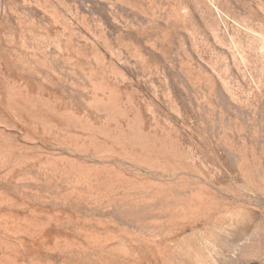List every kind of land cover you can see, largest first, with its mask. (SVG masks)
I'll list each match as a JSON object with an SVG mask.
<instances>
[{"label":"rangeland","instance_id":"obj_1","mask_svg":"<svg viewBox=\"0 0 264 264\" xmlns=\"http://www.w3.org/2000/svg\"><path fill=\"white\" fill-rule=\"evenodd\" d=\"M0 5V264H264V0Z\"/></svg>","mask_w":264,"mask_h":264},{"label":"crops","instance_id":"obj_2","mask_svg":"<svg viewBox=\"0 0 264 264\" xmlns=\"http://www.w3.org/2000/svg\"><path fill=\"white\" fill-rule=\"evenodd\" d=\"M0 18H1V5H0Z\"/></svg>","mask_w":264,"mask_h":264}]
</instances>
